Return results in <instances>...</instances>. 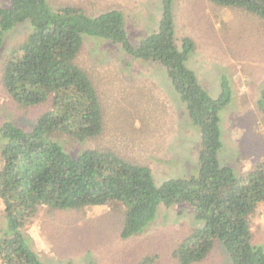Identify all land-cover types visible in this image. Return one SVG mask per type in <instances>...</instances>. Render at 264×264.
Segmentation results:
<instances>
[{
  "label": "trees",
  "instance_id": "1",
  "mask_svg": "<svg viewBox=\"0 0 264 264\" xmlns=\"http://www.w3.org/2000/svg\"><path fill=\"white\" fill-rule=\"evenodd\" d=\"M9 1L0 6V47L8 30L22 23L27 30L11 47L1 81L7 95L32 115L34 126L26 130L7 118L0 123V202L6 223L0 237L2 262L45 264L23 233L41 208L119 206V236L125 239L145 231L159 206L183 204L196 227L172 247L176 264L200 263L216 242L230 264H264V248L253 242V230L260 226L252 220L264 204V160L241 174L222 163L220 111L230 103L231 89L223 77L219 94L211 96L186 65L193 42L183 38L177 46L173 0H161L158 27L137 43L130 41L118 7L90 14L80 2L55 7L48 0ZM208 1L264 20V0ZM83 35L117 43L133 59L162 66L185 106L188 125L200 134L194 174L157 185L150 167L125 160L112 148H88L76 156L63 149L57 140L62 134L83 142L103 131L100 88L75 62ZM256 108L264 113V87ZM133 111L142 114L147 108ZM132 116L118 119L120 130ZM153 261L144 256L137 264Z\"/></svg>",
  "mask_w": 264,
  "mask_h": 264
},
{
  "label": "rangeland",
  "instance_id": "2",
  "mask_svg": "<svg viewBox=\"0 0 264 264\" xmlns=\"http://www.w3.org/2000/svg\"><path fill=\"white\" fill-rule=\"evenodd\" d=\"M48 1L55 7L80 2L90 14L118 7L124 12L133 43L158 27L162 11L161 0ZM9 2L0 0V6ZM172 11L177 46L181 47L183 38L193 42L186 65L202 87L216 97L223 77L229 83L231 100L220 111L222 147L218 155L222 163L241 174L264 160V113L256 108L264 87V20L208 0H173ZM26 30L27 23L8 30L0 47V123L7 118L30 130L34 126L32 115L7 95L1 81L2 65ZM75 62L100 88L103 131L83 142L58 136L66 152L76 156L88 148H112L125 160L150 167L157 185L196 172L200 134L188 125L185 106L161 65L135 60L119 44L87 35H83ZM244 68L249 69L248 74ZM133 108L147 111L138 114ZM130 112L133 116L127 127L120 130L118 119L129 117ZM2 143L0 136V146ZM262 207L252 219L260 226L253 230V242L264 248V204ZM157 210L145 231L125 239L119 236L122 211L113 205L41 208L23 227V233L45 264H137L144 256H151L153 264H176L171 249L196 222L183 204L161 205ZM5 226L0 202V237ZM0 264H4L1 259ZM197 264H230V258L216 242L207 258Z\"/></svg>",
  "mask_w": 264,
  "mask_h": 264
}]
</instances>
